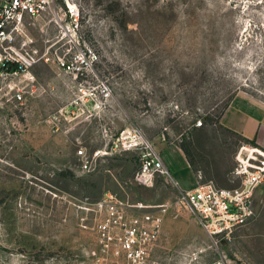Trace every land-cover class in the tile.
Instances as JSON below:
<instances>
[{"label": "rangeland", "instance_id": "obj_1", "mask_svg": "<svg viewBox=\"0 0 264 264\" xmlns=\"http://www.w3.org/2000/svg\"><path fill=\"white\" fill-rule=\"evenodd\" d=\"M81 6L85 39L99 55L90 82H106L111 96L91 117L84 109L64 114L55 130L49 119L80 79L39 63L32 69L38 96L25 106L0 101V264H110L96 226L103 210L95 202L104 192L132 204L168 205L151 254L161 264H264V186L254 198L255 216L213 241L182 199L195 175L237 185L231 171L245 142L221 120L238 93L264 105V0ZM32 33L39 42L47 36L38 28ZM238 110L232 106L230 114ZM130 126L163 161L167 146L181 147L195 175L171 170L144 186L133 178L139 151L95 154ZM79 148L91 158L86 171Z\"/></svg>", "mask_w": 264, "mask_h": 264}, {"label": "built area", "instance_id": "obj_2", "mask_svg": "<svg viewBox=\"0 0 264 264\" xmlns=\"http://www.w3.org/2000/svg\"><path fill=\"white\" fill-rule=\"evenodd\" d=\"M81 0H0V101L25 106L38 96L33 67L44 63L80 79L70 101L49 122L58 130L64 114L85 110L88 117L109 101L106 82H90L95 77L99 55L83 33ZM38 24L40 27H38ZM47 34L38 41L32 30ZM43 91V89H42ZM198 119L195 126H201ZM139 151V166L134 174L138 184L149 186L156 175H169L170 170L141 129L130 126L120 130L109 148L95 154ZM80 168L88 170L91 158L84 148L77 149ZM237 185L220 187L197 176L196 185L182 191V199L195 221L213 241L228 236L255 216L254 198L264 186V149L242 143L235 153L231 171ZM176 183V182H175ZM178 186V185H177ZM103 217L97 222L102 259L110 264H161L151 257L159 239L166 203H129L114 193L104 192L95 202ZM134 212H130L131 209ZM212 264H230L218 260Z\"/></svg>", "mask_w": 264, "mask_h": 264}, {"label": "crops", "instance_id": "obj_3", "mask_svg": "<svg viewBox=\"0 0 264 264\" xmlns=\"http://www.w3.org/2000/svg\"><path fill=\"white\" fill-rule=\"evenodd\" d=\"M232 106H236L240 111H236L233 115L230 114ZM235 118L238 120L236 121ZM221 124L228 131L236 134L243 142L250 143L254 139V145L264 149V105L259 101L238 93L222 117ZM163 157L164 163L170 171L190 168L194 173L181 147L167 146L163 150ZM195 178L197 182L196 175Z\"/></svg>", "mask_w": 264, "mask_h": 264}, {"label": "trees", "instance_id": "obj_4", "mask_svg": "<svg viewBox=\"0 0 264 264\" xmlns=\"http://www.w3.org/2000/svg\"><path fill=\"white\" fill-rule=\"evenodd\" d=\"M250 143L254 145V144H255L254 139H252V140L250 141Z\"/></svg>", "mask_w": 264, "mask_h": 264}]
</instances>
